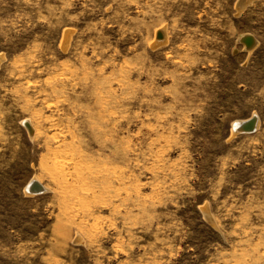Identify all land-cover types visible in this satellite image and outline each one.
<instances>
[{"label": "rangeland", "instance_id": "1", "mask_svg": "<svg viewBox=\"0 0 264 264\" xmlns=\"http://www.w3.org/2000/svg\"><path fill=\"white\" fill-rule=\"evenodd\" d=\"M237 3L0 0V264H264V0Z\"/></svg>", "mask_w": 264, "mask_h": 264}, {"label": "bare ground", "instance_id": "2", "mask_svg": "<svg viewBox=\"0 0 264 264\" xmlns=\"http://www.w3.org/2000/svg\"><path fill=\"white\" fill-rule=\"evenodd\" d=\"M251 1L253 0H238L237 6L239 7L240 10L244 9L246 5L251 3ZM162 34H163V31H162ZM242 39L243 41H246L245 44L247 45V47L251 46L252 43L255 44V38L250 34L243 35ZM165 40L166 38L164 37V34H163L162 38H157V43L164 42ZM247 125H250L252 128L257 127V125H259L258 118H256L255 116V117L245 119V120H237L234 124V131L237 132L238 130L246 129L245 126ZM39 190H45V187L41 185L40 183H38L36 180H33L27 187L28 192H34V191H39ZM205 214L207 218L210 219V215L207 211Z\"/></svg>", "mask_w": 264, "mask_h": 264}, {"label": "water", "instance_id": "3", "mask_svg": "<svg viewBox=\"0 0 264 264\" xmlns=\"http://www.w3.org/2000/svg\"><path fill=\"white\" fill-rule=\"evenodd\" d=\"M246 42V41H245ZM246 127V129H243V130H252L253 128L250 126V125H247V126H245Z\"/></svg>", "mask_w": 264, "mask_h": 264}]
</instances>
